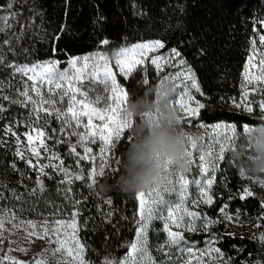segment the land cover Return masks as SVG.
I'll use <instances>...</instances> for the list:
<instances>
[{
	"label": "snow or ice",
	"instance_id": "snow-or-ice-1",
	"mask_svg": "<svg viewBox=\"0 0 264 264\" xmlns=\"http://www.w3.org/2000/svg\"><path fill=\"white\" fill-rule=\"evenodd\" d=\"M7 8L9 12L0 15V34H4L0 40V47L6 46L7 51L16 56L20 54L17 49L30 25L21 24L20 34H16L12 31L14 28L12 21L19 13L12 11L14 8L12 0L7 4ZM259 24L264 26V21H260ZM6 32H11V36L5 34ZM56 39L59 40V36ZM109 43L107 39L101 41L105 46ZM250 43L251 52L241 73L244 83L240 102L234 99L233 106L242 108L245 113L253 114L254 105L258 103L260 115L264 117V95L258 102L250 98L252 94H264V52H259L255 39ZM259 44L264 47V34H259ZM164 48L165 43L160 39L120 47L113 53L120 76L127 81L134 73L142 72L138 84L140 87H146L150 83L149 67L141 69L138 66H145L150 61V66L153 67L155 77L159 81L155 97L159 95V86L165 81L171 80L175 84V92L169 96L168 103L180 110L182 118L179 124L209 127L201 122L207 106L193 94L194 90L201 98L206 95L195 73L177 48L170 49L166 55L155 54ZM23 51L29 50L23 49ZM53 52L55 54V49ZM60 63L57 59L20 63L15 59H7L6 54L0 51V66L11 70L12 81L9 82V87L15 93V95L3 94V83H0V100L26 110V114L21 113L23 119L13 118L12 123L4 126V133L16 138L15 156L37 173L35 187L29 189L25 185L27 199L37 197L38 193L40 197L43 196L46 191L45 177L51 180L55 176H62L59 184L67 187L60 191L72 207L66 218H54L51 221L45 219L39 223L31 219H22L21 216L25 211L23 204L19 208L15 206L16 202L23 198L22 194L16 189H11L13 193L11 207H0V264H53V261L55 264H93L87 258L88 245L79 235L82 229L87 228L88 221L79 219L81 212L78 206L82 201L76 200L72 194V184L74 181H88L87 187L91 190L97 183V177H103L106 169L118 171V167H112L113 160L119 166L120 157L116 155L118 146L129 144L134 138V128L138 121L126 112V107L136 97L118 82L110 65L109 56L97 51L88 55L70 57L67 60L68 66L64 69L60 68ZM168 67L179 70L175 74L165 75V69ZM251 69L255 71H250ZM249 86H251L250 91ZM7 111L8 108L0 103V114ZM159 115L160 111L157 109L141 114L139 120L146 118L156 120ZM52 121H55L59 127H52ZM251 123V120L246 119L223 125L216 122L210 126L211 136L205 135L199 138L184 132L183 138L187 141L184 158L190 168L195 165L193 170L200 178L189 179L187 170L178 173L171 161H164L161 164L162 173L158 182L144 191L134 193L135 201L138 202V209L134 207L130 229L134 233V238L126 241L122 246L121 256L106 255L100 264H162V262L163 264H233V258L226 259L221 248L214 246L217 237L211 228L218 225L219 221L192 208L214 205L212 190L217 180V173L222 171V164L228 152L241 150L245 153L251 152L249 134L254 130ZM14 124L22 125L27 129L23 133L27 140L26 151L30 152L36 163L25 155L20 136L14 130ZM260 125H264V120ZM241 126L242 131H238ZM48 141H52V147L49 146ZM62 144L70 146L67 155L76 158V170L65 167L64 159L54 151L56 145ZM93 146H98V152H94ZM78 148L83 150V154L77 151ZM42 151L47 153V156H42ZM42 159H47L49 163H40ZM81 162L91 164L87 174ZM12 169L18 171L15 163L12 164ZM46 169H51V173ZM223 174H226V170H223ZM20 175L22 180L30 179L26 173L21 172ZM239 176L249 181L257 179L247 175L243 167L239 169ZM258 182L264 187V179H259ZM190 185L195 186L191 194ZM0 187L6 186L0 185ZM254 195L250 187L245 186L239 199L244 201ZM5 199L7 197L0 194V200ZM27 199H24V203H27ZM105 203L110 207L112 200L108 199ZM228 207V205L220 207L219 213L228 222H232L234 217L229 214ZM261 209L264 211V203L261 204ZM240 212L238 208L235 215L237 222L240 220ZM112 215L114 213L111 211L106 213L108 218ZM105 222L110 220L106 219ZM256 226L261 225L257 223ZM200 227H203L209 235L203 248L194 244L185 235L197 233ZM17 230H23L25 233L23 239L29 242L33 237L46 240L47 247L31 260H20L12 253L26 254L28 249L19 246L20 240L9 238ZM154 233L157 234L155 245L150 241ZM161 236L164 237L163 243H160ZM260 239L264 250V234H261ZM5 243H7L6 250ZM13 245L17 246L13 247ZM153 247L155 253L152 251ZM165 249L168 251L165 252ZM176 252L180 257L173 260L172 254ZM256 264L262 262L257 260Z\"/></svg>",
	"mask_w": 264,
	"mask_h": 264
},
{
	"label": "trees",
	"instance_id": "trees-1",
	"mask_svg": "<svg viewBox=\"0 0 264 264\" xmlns=\"http://www.w3.org/2000/svg\"><path fill=\"white\" fill-rule=\"evenodd\" d=\"M10 0H0V15L9 12L7 4ZM12 11L19 15L12 21L14 31L20 34V25H30L20 41L14 56L7 51V47H0L7 59L20 63L46 61L57 59L60 68H64L69 57L92 53L101 50L110 53L120 45H130L140 41L160 39L165 43L163 50L177 48L182 58L195 73L196 79L206 94L199 97L206 104L203 123L224 121L227 123L240 119H255L247 113L233 106V100L242 92L243 65L251 51V40L256 43L259 38V20L264 19V0H12ZM63 28V31L61 29ZM256 29V31H254ZM5 34L11 36V32ZM4 34H0L2 40ZM59 36V40H57ZM107 39L108 45L101 41ZM23 49H28L24 52ZM55 49V54L53 52ZM10 71L0 66V83H3V94L15 95L9 87L12 81ZM150 83L140 87L138 81L142 72L134 73L129 80L119 77V82L136 98L148 96L154 99L156 81L154 72L149 69ZM8 108L6 113L0 114V194L7 199L0 200V207L9 206L13 200L11 189L22 194V199L16 202V208L21 204L25 211L21 218L37 219L45 216L69 215L71 205L64 198L60 189L67 187L60 185L62 176L54 179L45 177L46 191L42 197L27 199L25 185L30 189L35 187L34 181L37 173L28 168L27 164L15 156L16 138L5 135L4 126L12 123L13 118L23 119L21 113L26 110L16 105L0 100ZM139 121L138 117H135ZM20 136L21 146L26 151L27 140L23 133L27 130L22 125H13ZM52 127L58 124L52 121ZM242 127V126H241ZM239 130V129H238ZM52 142V141H50ZM68 144L56 145L55 151L64 159V165L76 170V158L68 156ZM128 147L127 143L118 146L116 155L122 154ZM222 164L221 175L226 170L227 187L231 193L239 188L240 178L237 170L229 163V154ZM241 160H244L242 157ZM16 164L18 171H13L12 164ZM81 166L90 170L88 162H81ZM26 173L30 179H23L20 173ZM51 173V169L48 171ZM118 173L106 172L103 177H97L93 189L87 187L88 181H74L72 194L82 203L78 206L81 212L80 220H87L88 226L79 233L82 241L88 245L87 258L93 264H100L106 255L119 257L122 255V246L126 241L134 238L130 231L134 216L135 192H123L114 185ZM108 183L114 185L110 191L102 192L100 185ZM27 199V203H24ZM112 200L109 207L105 201ZM220 197L215 203L205 208L211 218H216ZM228 204L234 210L256 214L259 212L258 199L249 197L242 201L239 196L232 198ZM114 213L110 218L106 213ZM62 213V215H61ZM127 217V219H125ZM109 219L110 222H105ZM155 235L150 237L153 245L156 244ZM186 236L195 241L204 237L203 233ZM217 246L233 258V264L239 261L252 262L261 260L264 263V250L262 245L246 236L234 234H220ZM163 242L160 237V243ZM152 251L155 253V247Z\"/></svg>",
	"mask_w": 264,
	"mask_h": 264
},
{
	"label": "clouds",
	"instance_id": "clouds-1",
	"mask_svg": "<svg viewBox=\"0 0 264 264\" xmlns=\"http://www.w3.org/2000/svg\"><path fill=\"white\" fill-rule=\"evenodd\" d=\"M156 92V89L153 90ZM175 92V84L171 80L159 86V95L154 99L145 97L131 100L126 112L131 117L143 113L160 111L158 119L139 120L134 128V138L119 160V170L114 185L123 192L144 191L158 182L164 161H171L178 172L186 171L188 162L184 158L185 143L183 129L179 124L182 114L177 107L168 103L169 96ZM252 145L251 152L242 161L246 173L253 176L264 174V125L254 127L249 134ZM236 160H241L243 151L232 153ZM104 183L100 185L102 192L114 186Z\"/></svg>",
	"mask_w": 264,
	"mask_h": 264
},
{
	"label": "rangeland",
	"instance_id": "rangeland-1",
	"mask_svg": "<svg viewBox=\"0 0 264 264\" xmlns=\"http://www.w3.org/2000/svg\"><path fill=\"white\" fill-rule=\"evenodd\" d=\"M260 21H264V19L259 20V22ZM259 34H264V26L260 25ZM147 41H149V40H147ZM140 42H146V41H140ZM130 45L117 46L114 49H112V51L110 53H105V52H103L101 50H98V51L103 52V53H105V54H107L109 56L110 65L112 67V70H113L114 74H116V76H117L118 82H119L120 74H119L118 67L115 65V59H114L113 53L116 50H118L120 47H122V46H130ZM257 48H258L259 52H264V47L260 46L259 40L257 42ZM95 52H97V51H95ZM168 52H169V50L161 49V50H159L158 53H155V54L166 55ZM92 53H94V52H92ZM88 54H91V53H88ZM88 54H82V55H78V56H83V55H88ZM155 54H150V55H155ZM255 58L256 57H254V59ZM246 61H247V59H246ZM67 66L68 65H67V62H66L64 68H66ZM138 67L141 68V69L143 67H149V69H151L153 71V67L150 66V61H149V63L147 65L138 66ZM64 68H61V69H64ZM178 70H179L178 68L168 67V68L165 69V73L164 74L165 75H167L168 73L175 74V72L178 71ZM250 71L254 72L255 70L251 69ZM154 78H155V81H156V87H155V89H156L159 81L156 79L155 73H154ZM250 90H251V86H249V91ZM154 94H155V92H154ZM193 94L194 95H198V94H195L194 90H193ZM262 95H264V94H260V93L252 94V96L250 98L253 99L254 101L258 102ZM240 96H241V94H240ZM240 96L237 99H235L236 102H240ZM154 98H155V95H154ZM239 109L243 111L242 108H239ZM248 115L255 119V122L253 124H251L252 127L260 126V122L262 120H264V117H261L260 112L258 110V103L254 105V113L253 114H248ZM139 117L140 116H138V118ZM219 123H221L223 125V124H225L227 122L219 121ZM206 124L209 125V127L201 128L198 125L197 126H190V125L185 124V125H181V128L183 129L184 132L190 133L194 138H199V137H202V136H205V135L211 136L212 135V130H211L210 126L212 124H214V123H209V124L206 123ZM238 131H242V127ZM73 143H75V138H73ZM186 143H187V141H186ZM48 144H49L50 147H52V142L48 141ZM93 148H94V152H98V146H93ZM26 149H27V145H26ZM54 151H55V149H54ZM77 151L80 152L81 154H83V150L81 148H78ZM216 151H218V149H216ZM241 151H243V150H241ZM27 153H28V156L30 158H32L30 152H27ZM228 153H227V155H228ZM243 153H244V156H242V157L244 159H246V157H247V155L249 153H245L244 151H243ZM42 156H47V153H43V151H42ZM229 157L230 158L227 159V160H229V163H231V165L237 170L238 177L240 178V184H239L238 191L236 193L232 194L231 191H229V189L227 187L226 180H224L226 175H224V174L221 175V172H218L217 173V180H216V182L214 184V188L212 190V195L214 197V201H215L216 197H220L221 198L220 206H218L219 208L223 207L224 205H228L229 206L228 207L229 214L233 215L234 220L232 222H228L225 219V217L222 214L219 213V208H218L216 218H212V219L218 220L219 223H218V225L213 226L211 228V231L213 232L214 235H216L217 241L219 239L218 236H220V234H234V235H241V236L249 237L250 239H252V240H254L257 243L262 245L260 236H261V234H264V211H262V209H261V204L264 203V187H261L258 181H259V179H264V174H261L259 176H254V177H257V179L253 180V181H249L247 179L241 178L239 176V169L241 167H243V163H242L243 160H239V161L236 160L232 156V152L229 154ZM242 157H241V159H242ZM32 159H33V163H36L35 158H32ZM40 163H49V161L47 159H42L40 161ZM53 163H58V162L57 161H53ZM89 165L91 166V164H89ZM112 167L113 168H115V167L119 168V166H117L115 164L114 160L112 161ZM194 168H195V165H193L191 168L188 165L187 178H189V179H193V178L199 179L200 178L199 174L193 170ZM46 171L48 172L49 169H46ZM106 172H113V171H111L110 169H106L105 173ZM183 172H185V171H183ZM115 173H118V171H116ZM178 173H180V172H178ZM246 174L247 175H251L249 173H246ZM245 186L250 187V189L255 193L254 197H256L258 199L259 212L256 213V214H251L250 212H247V211L240 212V220H239V222H237L235 220L236 210H234L231 207V205L228 204V201H230L232 198H234L236 196H239L242 193L243 188ZM194 187H195L194 185H190V189H189L190 194H191L192 188H194ZM221 201H223V203H221ZM202 207H209V206L201 205L198 209L193 207L192 210H198L201 213L206 214L207 217L211 218L210 215L208 214L207 210L205 208H202ZM67 216L68 215L60 216L59 214H57L55 216L54 215L53 216H45V217H41V218H37V219H33V220L37 221L39 223V222L44 221L45 219H48L49 221H51L54 218H66ZM22 219H24V218H22ZM257 223H260L261 226L257 227L256 226ZM6 227H10V225H6ZM198 233H203L204 237H202L200 240H198V239H196L195 241H193L192 239H190V240L194 244H196L197 246L203 248V247L206 246L205 242L209 239V235H208V232L205 231V229L203 227H200L198 229L197 233H195V234H198ZM186 234L190 235V236L192 235V233H186ZM24 236H25V233L23 232V230H17L14 235L9 237L12 240H20L21 243H20L19 246H23V247H26L28 249L26 254L25 253H20V252H13L12 253V255L18 257L20 260H26V261L27 260H31L38 253H41L44 248L47 247L46 240H40V239H37V238L33 237V238H31V242H29V241L23 239ZM161 237H162V239L164 241V237L163 236H161ZM16 246L17 245H13V247H16ZM214 246H217V242H216V244ZM6 248H7V243H5V250H6ZM167 251H168V249H165V252H167ZM179 257H180V254L178 252L172 254L173 260H177V259H179ZM228 257L229 256L225 254V258L227 259ZM256 261L257 260L252 261V262L239 261L238 264H256ZM53 264H55L54 261H53ZM162 264H163V262H162ZM262 264H264V263L262 262Z\"/></svg>",
	"mask_w": 264,
	"mask_h": 264
}]
</instances>
